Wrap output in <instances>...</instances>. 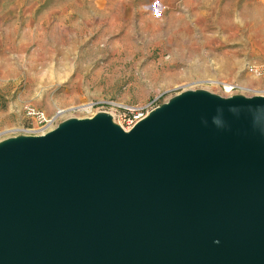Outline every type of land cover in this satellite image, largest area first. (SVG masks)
<instances>
[{"label":"water","instance_id":"1","mask_svg":"<svg viewBox=\"0 0 264 264\" xmlns=\"http://www.w3.org/2000/svg\"><path fill=\"white\" fill-rule=\"evenodd\" d=\"M0 264H264V95L1 139Z\"/></svg>","mask_w":264,"mask_h":264},{"label":"rangeland","instance_id":"2","mask_svg":"<svg viewBox=\"0 0 264 264\" xmlns=\"http://www.w3.org/2000/svg\"><path fill=\"white\" fill-rule=\"evenodd\" d=\"M247 64L264 69V4L251 0H0V140L43 126L26 106L57 123L105 112L124 125L114 104L149 109L199 89L264 95V73Z\"/></svg>","mask_w":264,"mask_h":264},{"label":"built area","instance_id":"3","mask_svg":"<svg viewBox=\"0 0 264 264\" xmlns=\"http://www.w3.org/2000/svg\"><path fill=\"white\" fill-rule=\"evenodd\" d=\"M246 70L247 72H249L250 74L256 77H259L264 73V69L258 66L251 65V64L246 65ZM220 84L223 86L224 91L229 94L230 93L232 94V92L234 91L235 92L239 91V93H244L245 91L249 90L247 87H242L237 84H230V83H227V84L220 83ZM113 106L121 108L125 112L124 125H121L120 123L118 124L124 131L130 130L139 120L144 118L152 109L157 107L155 106L149 109H137V108L128 107L124 105H118V104H114ZM24 110H25L24 114L28 119H36L40 125H43L37 128L36 130L30 131L29 133H27V135L42 134L45 131L54 128L58 124L57 119H55V116H57L59 113H56L57 115L53 117H46L43 111L38 110L32 106H26Z\"/></svg>","mask_w":264,"mask_h":264},{"label":"crops","instance_id":"4","mask_svg":"<svg viewBox=\"0 0 264 264\" xmlns=\"http://www.w3.org/2000/svg\"><path fill=\"white\" fill-rule=\"evenodd\" d=\"M159 2H161L162 4H165V5H171V4H174V3H177V2H184V1H189V0H158ZM193 2H195L196 0H192ZM243 0H204V3H209V4H212V3H224V4H232V3H238V2H241ZM200 2V1H199ZM251 2H255L257 5H259L260 3L264 4V0H251Z\"/></svg>","mask_w":264,"mask_h":264},{"label":"bare ground","instance_id":"5","mask_svg":"<svg viewBox=\"0 0 264 264\" xmlns=\"http://www.w3.org/2000/svg\"><path fill=\"white\" fill-rule=\"evenodd\" d=\"M89 108V107H88Z\"/></svg>","mask_w":264,"mask_h":264}]
</instances>
